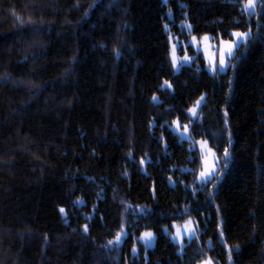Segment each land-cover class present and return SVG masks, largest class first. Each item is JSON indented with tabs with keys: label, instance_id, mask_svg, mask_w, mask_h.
<instances>
[{
	"label": "trees",
	"instance_id": "trees-1",
	"mask_svg": "<svg viewBox=\"0 0 264 264\" xmlns=\"http://www.w3.org/2000/svg\"><path fill=\"white\" fill-rule=\"evenodd\" d=\"M246 1L0 0V264H264V0ZM238 30L226 72L200 52L174 70L171 32ZM177 119L217 151L206 183ZM189 217L180 251L165 229Z\"/></svg>",
	"mask_w": 264,
	"mask_h": 264
},
{
	"label": "rangeland",
	"instance_id": "rangeland-1",
	"mask_svg": "<svg viewBox=\"0 0 264 264\" xmlns=\"http://www.w3.org/2000/svg\"><path fill=\"white\" fill-rule=\"evenodd\" d=\"M248 0L244 4H247ZM259 0H255L254 10H246L249 13H255L257 11ZM184 24L188 26V29H191V24L188 21H185ZM236 33L246 34L242 39L237 38ZM233 38H216L211 34H203V36L198 37L197 35L192 34L191 37L185 39L179 34L170 33L171 36V52L170 59L172 60L173 68L176 71L182 67L183 64H193V62L199 63L197 56L198 53H202L203 58L206 59L205 66L212 73L217 74L219 72H226L228 67L232 62L233 56L237 53L238 47L241 46L242 43H246L250 38L251 30L249 31H234ZM207 38V39H205ZM236 44L237 46H233L229 49V45ZM231 51V55L229 56L227 53ZM221 53L224 54L225 64L222 66L220 63ZM200 64V63H199ZM166 85H170L169 82L165 83ZM158 99V96L156 97ZM205 99V94L202 95L196 102L195 105L189 108V115L196 119L199 114L201 103ZM199 101V104L197 103ZM195 110V114H193L192 110ZM190 123H181L180 120H174L170 125V128L174 130L182 140L191 141L190 146L193 149L199 151L200 160L202 161V167L199 170L198 179L201 184L210 181V179L218 174L220 168V160L218 159V154L216 149H214L209 139L204 138H194ZM202 173L205 175L202 176ZM211 174L210 176L208 174ZM173 230L170 229L169 226H166L165 232H168L171 236V239L174 243L179 244V250L182 251L185 245V241L189 240L193 237H199L201 235L200 225L197 219L193 217H189L188 220L184 222H175L172 225ZM145 233H151L152 238L150 240L144 239ZM141 241L143 244H146L147 247L152 248L155 246L156 242V232L152 230L145 229L141 236ZM211 262V264H217L215 259L211 257L203 259L198 264H206V262Z\"/></svg>",
	"mask_w": 264,
	"mask_h": 264
},
{
	"label": "snow or ice",
	"instance_id": "snow-or-ice-1",
	"mask_svg": "<svg viewBox=\"0 0 264 264\" xmlns=\"http://www.w3.org/2000/svg\"><path fill=\"white\" fill-rule=\"evenodd\" d=\"M254 7H255V0H248L247 4L245 5V9L246 10H254ZM239 39H242L244 35L246 34H240V33H236L235 34ZM207 39V38H205ZM233 46H237L235 43L233 45H229V49ZM229 56L231 55V51L229 50L228 53H227ZM220 63L221 65L223 66L225 64V60H224V54L221 53V60H220ZM199 104V101L197 102ZM193 114H195V110L193 109ZM205 175L204 173H202V176ZM209 176L211 175L210 173L208 174ZM61 212H63L64 210L61 209L60 210ZM152 238V234L151 233H145L144 235V239H147V240H150ZM117 241H119V236L117 237ZM206 264H211V262H206Z\"/></svg>",
	"mask_w": 264,
	"mask_h": 264
}]
</instances>
